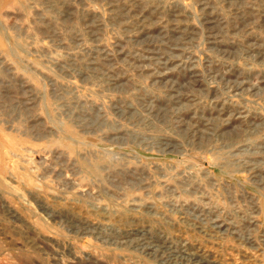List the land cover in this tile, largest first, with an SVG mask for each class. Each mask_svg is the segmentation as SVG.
Masks as SVG:
<instances>
[{"label":"rangeland","instance_id":"obj_1","mask_svg":"<svg viewBox=\"0 0 264 264\" xmlns=\"http://www.w3.org/2000/svg\"><path fill=\"white\" fill-rule=\"evenodd\" d=\"M0 264H264V0H0Z\"/></svg>","mask_w":264,"mask_h":264}]
</instances>
